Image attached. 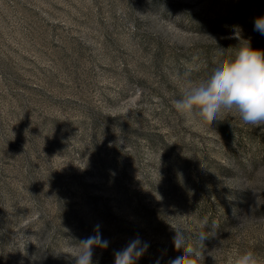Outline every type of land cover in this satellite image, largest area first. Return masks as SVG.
<instances>
[{
	"label": "rangeland",
	"instance_id": "obj_1",
	"mask_svg": "<svg viewBox=\"0 0 264 264\" xmlns=\"http://www.w3.org/2000/svg\"><path fill=\"white\" fill-rule=\"evenodd\" d=\"M261 15L264 0H0V264H73L97 224L96 264L136 237V264H264V126L174 108L178 75L264 49Z\"/></svg>",
	"mask_w": 264,
	"mask_h": 264
},
{
	"label": "clouds",
	"instance_id": "obj_2",
	"mask_svg": "<svg viewBox=\"0 0 264 264\" xmlns=\"http://www.w3.org/2000/svg\"><path fill=\"white\" fill-rule=\"evenodd\" d=\"M253 30L264 35V15L254 19ZM177 82L180 98L174 102V108L181 116L211 123L222 113H228L238 116L244 124L264 126V49L247 43L229 60L218 56L208 77L182 80L178 75ZM85 166L80 168L83 170ZM99 228V224L95 225V235L80 240L72 253H66L71 255L73 264H96L93 260L96 247L107 248L109 245ZM201 239L206 237L201 235ZM181 244L182 236L176 234L174 248L178 249ZM146 248L147 244H142L139 237L133 238L114 252V264H136ZM188 251L190 254L191 250ZM166 264H196V260L181 254L169 257ZM228 264H258V258L254 252L245 251L231 257Z\"/></svg>",
	"mask_w": 264,
	"mask_h": 264
}]
</instances>
